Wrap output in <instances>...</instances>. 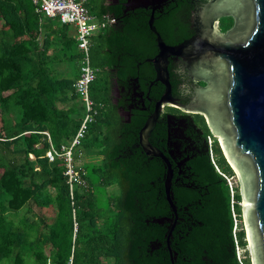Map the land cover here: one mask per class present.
<instances>
[{"label":"trees","instance_id":"16d2710c","mask_svg":"<svg viewBox=\"0 0 264 264\" xmlns=\"http://www.w3.org/2000/svg\"><path fill=\"white\" fill-rule=\"evenodd\" d=\"M90 8L116 22L92 40V65L100 72L91 96L104 107L81 147L88 187L76 185L72 197L65 163L49 161L43 133L59 147L84 117L74 88L80 54L73 27L60 19L42 23L32 0H0V263L69 264L73 258L74 264H252L240 184L204 117L195 121L191 160L183 166L180 158L171 161L175 210L167 199L165 164L139 145L165 92L147 62L158 54L151 13ZM192 8L183 3L155 15L165 42L192 35ZM220 23L227 32L234 20ZM70 62L75 71L52 66ZM170 76L173 96L188 103L185 77L172 66ZM136 78L152 102L146 97L147 110L135 111L127 124L111 94L115 79L129 91ZM158 131L159 124L150 141L168 155L167 141L158 144L167 132L156 136Z\"/></svg>","mask_w":264,"mask_h":264},{"label":"water","instance_id":"95a60500","mask_svg":"<svg viewBox=\"0 0 264 264\" xmlns=\"http://www.w3.org/2000/svg\"><path fill=\"white\" fill-rule=\"evenodd\" d=\"M165 1H133L137 5L132 10L153 13L149 27L156 35L158 54L147 62L153 65L155 81L165 88L139 133V145L148 157L165 164L167 199L175 210L170 198L172 163L150 138L166 106L203 115L240 184L252 264H264V0H208L194 14V36L178 46L167 45L155 27L154 13ZM227 17L234 25L223 33L219 25ZM173 59H183L188 76L205 84L186 104L173 96ZM171 118L167 117L169 129Z\"/></svg>","mask_w":264,"mask_h":264},{"label":"built area","instance_id":"2783aa9c","mask_svg":"<svg viewBox=\"0 0 264 264\" xmlns=\"http://www.w3.org/2000/svg\"><path fill=\"white\" fill-rule=\"evenodd\" d=\"M89 0H32L36 12L47 18H58L65 25L76 28V40L78 45L79 77L74 84L75 92L79 95L84 109V117L75 136L59 147L53 143L48 132L47 136L50 148L46 156L50 162L60 159L65 163L68 184L73 197L76 185L88 187L86 171L81 166L84 159L81 151L91 125L96 121L103 104H97L91 96V86L97 80L100 70L92 65L91 47L93 38L106 30L116 22L115 18L105 14L102 17L93 15L88 8ZM69 264H74L73 258Z\"/></svg>","mask_w":264,"mask_h":264},{"label":"flooded vegetation","instance_id":"af4514ba","mask_svg":"<svg viewBox=\"0 0 264 264\" xmlns=\"http://www.w3.org/2000/svg\"><path fill=\"white\" fill-rule=\"evenodd\" d=\"M133 1L134 0H130V2H128V0H98L96 4H94V7L98 9L106 8L109 10L121 9L124 12V14H127L130 11H137V10H144L148 13H151V15L153 14L151 9L138 8L132 10V8H134L135 5H137ZM183 3H187L189 6L193 7L190 17V27L192 30V35L189 38H185V39H181L180 36L177 35L174 38L173 44L166 42V44L169 46H178L194 36L195 34L194 14L204 4L201 0H167L161 5V8L154 13L155 16L157 13H162L166 9H177L180 6V4ZM184 16L185 14L182 13L179 14V17H184ZM170 66L173 67V69L178 73V75L185 77V80L182 83V87L187 92H190L192 96L194 91L198 87L205 85L204 83H199L195 80H192L188 76L187 63L183 59L171 60ZM115 82L116 85L113 87L112 90L111 102L116 107L118 114L126 121L127 124H130L133 121V118L136 116L135 111H138V113L140 112V110L146 111L147 98H149V102H152V99L149 97V94L146 96L147 97L146 98L145 92L140 90L139 85L136 86V84L139 82L138 78L134 80L135 85H133L132 88L129 89V91H127L125 87L120 88L116 79ZM178 100L180 103H182V101L179 98ZM194 115L195 116L188 115L186 114V112L181 111L179 108L176 107L166 106L163 110V114L159 121L160 131L157 132L156 136H159L161 132H167V138L161 139L158 142V144L160 146H163L167 141L169 153L167 155L166 154L167 150L166 152L164 151L166 156H168L170 162L180 158L182 161L180 163V166L185 165L191 160V156H190L191 148L196 144L195 138L197 136L194 130L197 128V124H195V121L197 119V115L199 114H194ZM168 116L172 117L170 120V129L168 128V120H167ZM204 119L206 121L205 117ZM153 134L150 139L154 140Z\"/></svg>","mask_w":264,"mask_h":264},{"label":"rangeland","instance_id":"374dc122","mask_svg":"<svg viewBox=\"0 0 264 264\" xmlns=\"http://www.w3.org/2000/svg\"><path fill=\"white\" fill-rule=\"evenodd\" d=\"M98 0H90L89 2H88V8L90 9V11H91V8L90 7H92V6H94V4H96V2H97ZM221 24V23H220ZM233 25H234V23H233ZM233 27V26H232ZM219 28H220V30L223 32V33H225V31L220 27V25H219ZM75 66H76V64L75 63H73V62H70V63H64V64H62L61 66H58V68L57 69H63V71H67V70H71V71H75ZM186 114H188V115H191V116H195L194 114H191V113H186ZM214 139H216V138H214ZM214 139L212 138V139H210L209 140V145H211L213 142H214ZM217 140V139H216ZM218 141V140H217ZM218 143H219V141H218ZM237 180H238V178H237ZM239 182V181H238ZM116 191H118V189H116ZM249 254H250V251H249ZM243 255H244V251L243 250H241L240 251V256L241 257H243ZM0 264H11L10 262H8V261H5V262H2V263H0Z\"/></svg>","mask_w":264,"mask_h":264},{"label":"crops","instance_id":"0c3cea01","mask_svg":"<svg viewBox=\"0 0 264 264\" xmlns=\"http://www.w3.org/2000/svg\"><path fill=\"white\" fill-rule=\"evenodd\" d=\"M89 2V1H88ZM41 15V14H40ZM42 16V20H41V22L42 23H44L47 19H58V18H47V17H45V16H43V15H41ZM61 21V20H60ZM62 23V22H61ZM63 24V23H62ZM63 25H65V24H63ZM69 26H71V25H69ZM73 27V30H74V33H75V36H76V28L74 27V26H72ZM44 37H45V35L44 34H42L41 35V42H44ZM54 68H58V64H56V63H54V65H52ZM57 70H59V69H57ZM61 70V69H60ZM79 72H80V68H79ZM78 77H79V75H78ZM78 79V78H77Z\"/></svg>","mask_w":264,"mask_h":264}]
</instances>
